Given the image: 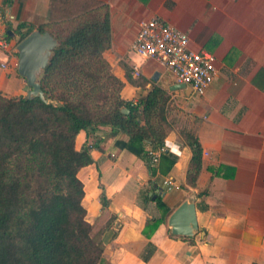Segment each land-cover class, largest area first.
<instances>
[{"label": "crops", "instance_id": "crops-1", "mask_svg": "<svg viewBox=\"0 0 264 264\" xmlns=\"http://www.w3.org/2000/svg\"><path fill=\"white\" fill-rule=\"evenodd\" d=\"M94 1L109 12L111 46L104 56L124 82L122 97L137 102L155 85L168 90L172 129L165 151L175 159L171 168L160 160L151 173L142 157L123 147L126 133L115 134L108 126L79 132L76 147L91 146L94 159L79 171L83 204L93 234L103 230L105 259L111 264H264V0ZM82 2L0 0V26L10 36L0 57L8 64L0 69L16 73V92L9 86L0 92L20 96L30 90L18 73L15 40L28 29L50 32ZM153 17L186 32L191 49L215 57L217 75L203 95L189 85L176 88L172 72L134 49L140 20ZM127 70L146 84L132 83ZM184 130L192 131L203 148L195 186H185L192 150L181 137ZM167 178L174 181L171 189L164 184ZM186 202H193L197 213L198 227L190 236L174 234L169 223ZM159 217L165 219L145 234L147 222Z\"/></svg>", "mask_w": 264, "mask_h": 264}, {"label": "trees", "instance_id": "trees-1", "mask_svg": "<svg viewBox=\"0 0 264 264\" xmlns=\"http://www.w3.org/2000/svg\"><path fill=\"white\" fill-rule=\"evenodd\" d=\"M50 32L60 45L39 79L45 99L0 92V264H111L104 257L103 230L93 234L83 204L79 171L94 159L91 146L76 147L77 135L101 126L126 133L129 141L123 147L155 173L146 146H165L172 129L170 95L155 85L137 102L122 97L124 82L104 56L111 46L106 5L84 0L78 10L56 20ZM52 75L72 79L77 92L55 95L49 85ZM127 77L146 84L133 79L129 70ZM181 137L192 150L185 186H195L203 148L192 131H182ZM162 159L170 168L175 163L166 151ZM164 219H150L144 233L150 235Z\"/></svg>", "mask_w": 264, "mask_h": 264}, {"label": "built area", "instance_id": "built-area-1", "mask_svg": "<svg viewBox=\"0 0 264 264\" xmlns=\"http://www.w3.org/2000/svg\"><path fill=\"white\" fill-rule=\"evenodd\" d=\"M139 32L134 49L144 57L158 59L172 72L179 83L189 85L196 95H203L217 75L215 57L207 51H195L189 47V36L162 18L153 17L139 22ZM9 49L8 33L0 26V57ZM8 61L0 59V67ZM137 70V68H136ZM165 146L147 149L151 162L157 165ZM168 189L174 185L171 178L164 180Z\"/></svg>", "mask_w": 264, "mask_h": 264}, {"label": "water", "instance_id": "water-1", "mask_svg": "<svg viewBox=\"0 0 264 264\" xmlns=\"http://www.w3.org/2000/svg\"><path fill=\"white\" fill-rule=\"evenodd\" d=\"M59 45L60 41L51 32L40 29L33 30L18 43V73L25 78L30 87L27 93L29 97L39 96L45 99L39 79L45 73ZM186 85L178 83L175 87L184 88ZM123 111L129 112V109L124 108ZM169 223L174 234L192 235L193 229L198 227L195 204L193 202L182 204L170 216Z\"/></svg>", "mask_w": 264, "mask_h": 264}, {"label": "rangeland", "instance_id": "rangeland-1", "mask_svg": "<svg viewBox=\"0 0 264 264\" xmlns=\"http://www.w3.org/2000/svg\"><path fill=\"white\" fill-rule=\"evenodd\" d=\"M21 41V37L19 40H15V44L14 45H18V43ZM16 47H14L15 49ZM18 55V53H17ZM16 73H12L9 71H6V70H2L0 69V88L3 87V86H9L12 93H15L16 92V86L14 85V78L16 77L15 76ZM66 76H60V75H52L50 77V88L53 89V92L55 95H58V94H61V93H66L68 95H71L75 92H77V88H75L74 86H72L70 83L73 82L72 79L70 78H65ZM2 92V91H1ZM8 97H16V96H19V95H13V94H10V95H7Z\"/></svg>", "mask_w": 264, "mask_h": 264}]
</instances>
